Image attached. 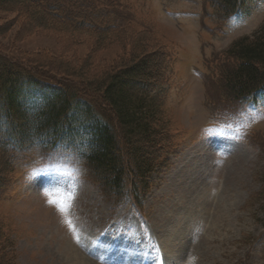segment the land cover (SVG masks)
I'll use <instances>...</instances> for the list:
<instances>
[{
  "label": "rangeland",
  "instance_id": "374dc122",
  "mask_svg": "<svg viewBox=\"0 0 264 264\" xmlns=\"http://www.w3.org/2000/svg\"><path fill=\"white\" fill-rule=\"evenodd\" d=\"M116 3L133 31L149 29L171 60L169 166L153 175L155 184L137 207L106 194L87 167L88 129L72 139L75 147L25 143L13 153V170L0 189L11 263L69 264L77 255L90 264H101L99 257L104 264H155V244L162 264H264V94L235 102L225 82L235 66L228 49L260 28L264 0H241L234 11L217 0ZM25 24L16 13L0 12V49L7 56L76 74L45 73L53 76L47 79L40 72L28 90L30 84L22 86L26 114L39 116L53 82L76 91L71 115L95 118L101 111L91 99L86 104L83 89L128 49ZM73 167L80 172L75 198L67 178Z\"/></svg>",
  "mask_w": 264,
  "mask_h": 264
},
{
  "label": "trees",
  "instance_id": "16d2710c",
  "mask_svg": "<svg viewBox=\"0 0 264 264\" xmlns=\"http://www.w3.org/2000/svg\"><path fill=\"white\" fill-rule=\"evenodd\" d=\"M240 2L217 0V6L234 11ZM118 6L116 0H0V12L16 13L27 29L75 32L97 43L119 42L129 51L106 69L101 79H91L86 89L82 88L89 98L84 99L86 104L95 101L103 114L95 111L98 115L86 121L71 115L75 113L71 107L76 91L53 82H49L51 93L38 107L43 109L39 116L29 117L22 101L27 91L23 95L19 90L22 86L30 84L28 90L40 72L42 77L76 74L66 67L49 70L26 58L7 56L0 49V189L13 170V153L23 150L25 143L35 140L48 150L64 143L75 147L72 139L87 129L82 158L110 196L142 206L155 184L153 175L169 166L172 135L165 85L171 60L149 29L133 31ZM228 50L235 60L225 77L230 98L239 103L255 102L264 91V22L255 34L235 40ZM73 147L69 149L74 151ZM261 200L264 209V185ZM7 232L0 221V264H12L5 250Z\"/></svg>",
  "mask_w": 264,
  "mask_h": 264
},
{
  "label": "snow or ice",
  "instance_id": "6c2138e0",
  "mask_svg": "<svg viewBox=\"0 0 264 264\" xmlns=\"http://www.w3.org/2000/svg\"><path fill=\"white\" fill-rule=\"evenodd\" d=\"M253 119L258 118L257 115L255 113H252ZM238 139V137H237ZM79 169L78 168H70L67 170V178L69 180V184H70V188L72 189V196L73 198H75L76 195V189L78 187L79 184ZM48 203H51V201H48ZM152 251H153V260L155 261V264H162V261H158L156 260V254L159 253V248L157 245L152 244L151 245ZM87 251V249H86ZM101 264H104V259L103 257H99Z\"/></svg>",
  "mask_w": 264,
  "mask_h": 264
},
{
  "label": "bare ground",
  "instance_id": "6f19581e",
  "mask_svg": "<svg viewBox=\"0 0 264 264\" xmlns=\"http://www.w3.org/2000/svg\"><path fill=\"white\" fill-rule=\"evenodd\" d=\"M77 243V242H76ZM72 244V243H71ZM80 244V243H79ZM77 246V245H76ZM81 246V245H80ZM80 251V250H79ZM74 254V253H73ZM80 254V253H79ZM89 254V253H88ZM76 255V254H75ZM83 255V253H82ZM94 257V256H93ZM90 258V257H88ZM91 259V258H90ZM75 260V261H74ZM89 262L88 261H85L82 257H79V256H73L70 258V261H69V264H88ZM90 264V263H89Z\"/></svg>",
  "mask_w": 264,
  "mask_h": 264
}]
</instances>
